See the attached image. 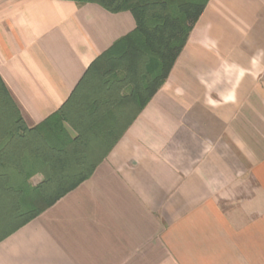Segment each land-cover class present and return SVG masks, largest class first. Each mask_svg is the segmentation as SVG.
I'll use <instances>...</instances> for the list:
<instances>
[{
    "label": "crops",
    "instance_id": "obj_1",
    "mask_svg": "<svg viewBox=\"0 0 264 264\" xmlns=\"http://www.w3.org/2000/svg\"><path fill=\"white\" fill-rule=\"evenodd\" d=\"M133 15L0 0V77L28 127ZM0 264H264V0H210L92 177L0 242Z\"/></svg>",
    "mask_w": 264,
    "mask_h": 264
},
{
    "label": "trees",
    "instance_id": "obj_2",
    "mask_svg": "<svg viewBox=\"0 0 264 264\" xmlns=\"http://www.w3.org/2000/svg\"><path fill=\"white\" fill-rule=\"evenodd\" d=\"M130 12L136 28L99 56L69 100L28 127L0 77V242L89 180L167 80L210 0H67ZM43 180L37 185L32 179Z\"/></svg>",
    "mask_w": 264,
    "mask_h": 264
},
{
    "label": "rangeland",
    "instance_id": "obj_3",
    "mask_svg": "<svg viewBox=\"0 0 264 264\" xmlns=\"http://www.w3.org/2000/svg\"><path fill=\"white\" fill-rule=\"evenodd\" d=\"M43 180V176L42 175H38L35 178L32 179V184L37 185L38 183H40ZM8 231V230H7ZM7 231H2L0 230V238L5 235L7 233Z\"/></svg>",
    "mask_w": 264,
    "mask_h": 264
}]
</instances>
